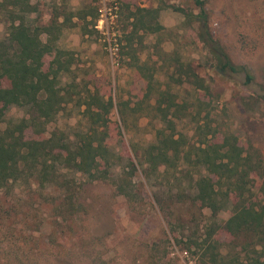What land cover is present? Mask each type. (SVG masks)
I'll use <instances>...</instances> for the list:
<instances>
[{
  "label": "rangeland",
  "instance_id": "374dc122",
  "mask_svg": "<svg viewBox=\"0 0 264 264\" xmlns=\"http://www.w3.org/2000/svg\"><path fill=\"white\" fill-rule=\"evenodd\" d=\"M28 1L29 23L40 28L57 23V47L71 59L60 79L62 93L71 96L49 124L48 135L73 141L89 127L88 97L111 99L110 143L123 159L116 178L124 177L122 169L133 161L135 195H119L111 184L86 183L84 208L62 211L56 190L42 189L32 178L28 184L22 180L0 194V264H182L185 252L196 264H211L202 262L190 239L205 233L210 212L200 216L172 198L191 189L192 169L180 160L149 180L135 151L155 143L160 130L186 148L199 146L200 140L219 142L230 133L264 157V0H203L212 36L235 64L248 68L252 85L245 84V75L218 73L198 35L200 10L194 0ZM140 9L155 11V20ZM6 17L0 12V40L7 32ZM47 38L42 35L44 42ZM45 62L48 67L50 58ZM187 66L210 92L189 83ZM161 91L173 93L185 107L168 116L172 128L154 109ZM24 114L10 107L2 126ZM230 216L226 210L216 221L224 225ZM217 238L223 249L232 240L225 233ZM249 255L242 256L244 264H258L257 259L264 264V257L251 250Z\"/></svg>",
  "mask_w": 264,
  "mask_h": 264
},
{
  "label": "trees",
  "instance_id": "16d2710c",
  "mask_svg": "<svg viewBox=\"0 0 264 264\" xmlns=\"http://www.w3.org/2000/svg\"><path fill=\"white\" fill-rule=\"evenodd\" d=\"M194 1L200 10L198 35L216 60L218 73L227 78L245 75V84L252 85L255 79L248 68L235 64L212 36L205 2ZM140 10L155 20V11ZM0 12H5L8 23L6 35L0 40V194L10 192L22 180L28 184L32 178L40 188H52L59 193L55 202L62 211L84 208L86 183L115 185L119 195L133 197L132 177L137 171L133 161L122 169L124 177L116 178L123 159L111 145L114 141L108 120L113 106L111 99L88 97L84 116L89 127L73 141L56 133L48 135L49 124L71 96L60 89L62 73L68 71L71 62L68 53L57 47L56 35L61 27L55 22L33 27L29 23L32 11L28 0L0 2ZM43 34L48 35L46 42L42 40ZM46 58H50L48 67ZM183 72L190 84L210 92V87L190 66ZM197 102L200 108L201 103ZM13 106L21 108L24 117L3 127L6 111ZM154 109L172 128L173 121L168 116L172 113L178 116L185 107L176 102L173 93L161 91ZM179 140L160 130L156 142L142 152L136 150L135 157L149 180L162 168L174 167L180 160L192 169L191 189L172 198L200 216L203 210L210 212L212 222L205 233L190 238L191 245L201 252L202 262L244 264L242 256L250 257V250L264 257V157L260 150L240 145L230 133H224L219 142L200 140L199 146L188 148ZM226 210L231 211V216L221 225L216 219ZM222 233L232 238L227 249L217 242ZM256 262L261 264L258 259Z\"/></svg>",
  "mask_w": 264,
  "mask_h": 264
},
{
  "label": "built area",
  "instance_id": "2783aa9c",
  "mask_svg": "<svg viewBox=\"0 0 264 264\" xmlns=\"http://www.w3.org/2000/svg\"><path fill=\"white\" fill-rule=\"evenodd\" d=\"M184 256H185L184 259H187V261H184L182 264H196L193 260L189 259L187 252L184 253Z\"/></svg>",
  "mask_w": 264,
  "mask_h": 264
}]
</instances>
